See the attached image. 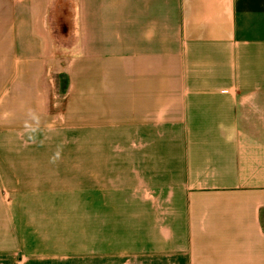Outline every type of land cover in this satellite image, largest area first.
<instances>
[{
  "label": "crops",
  "instance_id": "1",
  "mask_svg": "<svg viewBox=\"0 0 264 264\" xmlns=\"http://www.w3.org/2000/svg\"><path fill=\"white\" fill-rule=\"evenodd\" d=\"M0 264H264V0H0Z\"/></svg>",
  "mask_w": 264,
  "mask_h": 264
}]
</instances>
